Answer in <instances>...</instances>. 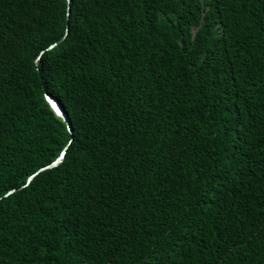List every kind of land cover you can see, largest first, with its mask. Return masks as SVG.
Instances as JSON below:
<instances>
[{"label": "trees", "instance_id": "16d2710c", "mask_svg": "<svg viewBox=\"0 0 264 264\" xmlns=\"http://www.w3.org/2000/svg\"><path fill=\"white\" fill-rule=\"evenodd\" d=\"M0 264H264V0H0Z\"/></svg>", "mask_w": 264, "mask_h": 264}, {"label": "water", "instance_id": "95a60500", "mask_svg": "<svg viewBox=\"0 0 264 264\" xmlns=\"http://www.w3.org/2000/svg\"><path fill=\"white\" fill-rule=\"evenodd\" d=\"M53 44H54V43H53ZM53 44L49 45V47L52 46ZM49 47H48V48H49ZM35 60H36V58H35ZM59 116H60L61 119L65 122L66 127H67V129L69 130V121H68L66 115H65L64 113L60 112V113H59ZM60 160H61V156L58 157L57 159H54V160L50 161L48 164H45V165L39 167L35 172H33L32 174H30V175L27 177V181H29L30 178H32V176H33L34 174H36V172H38V171H40V170H43V169H46V168H49V167H51V166H54V165H56L57 163H59ZM12 190H13V189H10L9 191H7L6 194L12 192Z\"/></svg>", "mask_w": 264, "mask_h": 264}, {"label": "clouds", "instance_id": "9594fccd", "mask_svg": "<svg viewBox=\"0 0 264 264\" xmlns=\"http://www.w3.org/2000/svg\"><path fill=\"white\" fill-rule=\"evenodd\" d=\"M45 100H46V102H47V99H46V97H48L49 99H51L48 95H46L45 94ZM51 101L53 102V104L56 106V108H57V110H58V112H56L49 104V106H50V108L52 109V111H54L55 112V114L57 115V116H59V113L61 112L60 110H59V108H58V106L55 104V102L51 99ZM48 103V102H47ZM63 150L64 149H60L59 150V152L57 153V155L55 156V158L54 159H57L58 157H60V156H62V153H63ZM53 159V160H54Z\"/></svg>", "mask_w": 264, "mask_h": 264}]
</instances>
